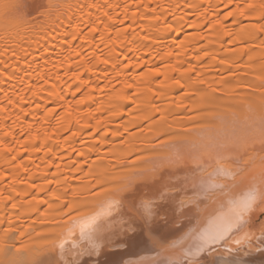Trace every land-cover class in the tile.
<instances>
[{
  "label": "bare ground",
  "instance_id": "bare-ground-1",
  "mask_svg": "<svg viewBox=\"0 0 264 264\" xmlns=\"http://www.w3.org/2000/svg\"><path fill=\"white\" fill-rule=\"evenodd\" d=\"M262 201L264 0H0V264H264Z\"/></svg>",
  "mask_w": 264,
  "mask_h": 264
},
{
  "label": "rangeland",
  "instance_id": "rangeland-1",
  "mask_svg": "<svg viewBox=\"0 0 264 264\" xmlns=\"http://www.w3.org/2000/svg\"><path fill=\"white\" fill-rule=\"evenodd\" d=\"M171 183H172V182H171ZM171 183L167 182V184H166L167 186H166V185H164V186H166V187H170V189H172L171 187H173L174 190H176L175 188H177V186L174 185V183H172V184H171ZM178 183H179V182H178ZM170 184L173 185V186H171ZM168 185H169V186H168ZM164 186H163V187H164ZM174 186H176V187H174ZM163 189H164L163 191H166V192H168V193L171 191V190H169V188H167V190H169V191L165 190V189H166L165 187H164ZM172 190H173V189H172ZM178 190H179V189H178ZM176 191H177V190H176ZM183 191H184V190L181 191V195H183L184 197L186 196V198H187L188 196L191 197V196L194 194L193 192L190 194L189 191H185V192H183ZM171 192H173V191H171ZM163 193L165 194V192H163ZM174 193H176V192L174 191ZM177 193H179V192H177ZM177 193H176V199H178L177 197H180V195H178ZM187 195H188V196H187ZM183 196H181V197H183ZM179 199H180V198H179ZM182 199L185 200L184 198H182ZM140 200H141V199H140ZM146 200H148V199H146ZM146 200H144V201H146ZM141 201L143 202V200H141ZM141 201H139V203H140ZM145 203H146V202H145ZM136 204H138V203H136ZM136 204H133L132 206H134V208H135ZM143 204H144V202H143ZM141 205H142V203H140V206H139V207L137 206V207H138V208H137L138 210L143 209L144 206L142 207ZM141 207H142V208H141ZM135 211H136V210H135ZM258 227L260 228L261 226H258ZM258 227L256 228V230L253 228V231H251L252 229H250V230H249V234H246V235H245V233H244V235L246 236L245 238H247L246 240L251 241V240H254V239L256 238L258 232L260 231V229H259ZM232 228H234V227H232ZM232 228L230 229L231 232L233 231ZM235 229H236V227H235ZM235 229H234V231H235ZM257 230H258V231H257ZM246 231H248V230H246ZM246 231H244V232H246ZM254 231L256 232V233H255L256 235H255V234H252V232H254ZM231 232L229 231V233H226V234H229V236L227 235L226 239H224L225 242H223V243L226 244V240H227V238L230 239V242H229V244H230V243L233 242L235 239L239 238V239H237V240H240V239H242L241 237H244L243 233H241L242 236H240V235H239L240 233H235V232H234L236 235H235V234L233 235V232H232L231 236H232V235L235 236V237L237 236V238L234 237V238H235V239H234L233 236L230 238V233H231ZM250 232H251V233H250ZM251 234H252V235H251ZM248 235L251 236V237L254 238V239H252V238L249 239V238H248V237H249ZM225 236H226V235H225ZM247 236H248V237H247ZM44 238H45V237H44ZM229 239H228V241H229ZM231 239H232V240H231ZM41 240H42V239H41ZM41 240L39 241V244H38L39 246H40ZM246 240H245V243H247ZM228 241H227V242H228ZM242 241H243V240H242ZM235 242L242 244L244 241H243V242H240V241H236V240H235ZM235 242H233L234 245L236 244ZM43 243H44V242H43ZM245 243H243L242 245H244ZM44 244H45V243H44ZM46 244H47V243H46ZM46 244H45V245H46ZM41 245H43V244H41ZM223 245H224V244H223ZM230 245H231V244H230ZM43 246H44V245H43ZM43 246H42V247H43ZM225 246H228V244H227V245H224V247H225ZM36 247H38V246H35V247H34L35 250H39V249H40V248L38 249V248H36ZM40 247H41V246H40ZM44 247H45V246H44ZM47 247H48V246L46 245V248H47ZM232 247H233V249H230L229 246H228L227 249L229 248L230 250H234V251H235V247H236V245H235V246L232 245ZM239 247H241V246H239ZM237 248H238V246H237ZM42 249H43V248H42ZM230 250H227V251H230ZM244 251H245V250H244Z\"/></svg>",
  "mask_w": 264,
  "mask_h": 264
},
{
  "label": "snow or ice",
  "instance_id": "snow-or-ice-1",
  "mask_svg": "<svg viewBox=\"0 0 264 264\" xmlns=\"http://www.w3.org/2000/svg\"><path fill=\"white\" fill-rule=\"evenodd\" d=\"M264 202V201H262ZM253 204H254V197L249 196L246 198L243 202H241L237 206V211L239 215H243L244 212L252 211L253 210ZM261 212H264V208L260 209ZM261 231L264 232V224L261 225ZM216 237L215 236H204L202 235L201 238V244L197 246L196 250L194 252H191L190 254L192 256H197L199 253L205 250V245L213 241ZM191 264H200L199 260H193Z\"/></svg>",
  "mask_w": 264,
  "mask_h": 264
}]
</instances>
